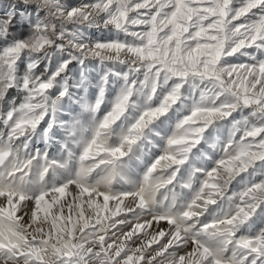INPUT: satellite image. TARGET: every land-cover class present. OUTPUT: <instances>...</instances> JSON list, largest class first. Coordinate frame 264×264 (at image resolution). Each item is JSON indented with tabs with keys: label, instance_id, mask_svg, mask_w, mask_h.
<instances>
[{
	"label": "snow or ice",
	"instance_id": "6c2138e0",
	"mask_svg": "<svg viewBox=\"0 0 264 264\" xmlns=\"http://www.w3.org/2000/svg\"><path fill=\"white\" fill-rule=\"evenodd\" d=\"M78 4L96 8L110 29L130 37V42L102 37L99 47L138 60L133 69L157 86L169 78L180 88L179 82L200 77L214 79L223 88L226 75L235 106L252 115L264 113V0H69L73 9ZM36 12V5L24 0L0 9V61L10 71L24 67L27 40L32 38L25 31L28 23L18 21L32 13L29 22L38 27V17L32 18ZM32 39L43 45L42 37ZM221 65L223 75L215 71ZM48 87L46 80L37 85L38 90ZM14 92L10 86L9 98ZM128 99L124 94L116 109L122 110ZM212 115L209 110L206 119ZM258 119L251 127L247 119L235 122L240 147L219 161L225 167L240 162L250 173L247 186L230 197L235 212L222 220L206 216L181 231L162 227L174 223L171 216L142 220L150 194L144 188L117 189L111 175L96 178L94 168L103 160L54 181L53 162L41 171L40 185L34 188L32 159L17 157L14 164L0 167V264H167L169 259L175 264H264V230L257 223L264 219L258 215L264 212V202L255 203L264 192V116ZM25 125L43 127L32 118L18 121V127ZM119 152L115 149L112 155ZM96 155L90 147L81 159ZM241 217L255 225L246 234L231 228ZM146 232L152 235L144 239ZM216 238L223 242L216 243ZM176 253H182L178 259Z\"/></svg>",
	"mask_w": 264,
	"mask_h": 264
},
{
	"label": "clouds",
	"instance_id": "9594fccd",
	"mask_svg": "<svg viewBox=\"0 0 264 264\" xmlns=\"http://www.w3.org/2000/svg\"><path fill=\"white\" fill-rule=\"evenodd\" d=\"M19 2L0 0V9ZM24 3L36 5L32 18L38 17V27L29 22L32 13L22 15L18 23H28L25 31L44 42L27 40L22 69L17 65L10 71L0 61V167L14 164L17 157L21 161L31 158L32 183L38 188L41 171L53 162L57 165L52 169L54 181L103 160L94 168L96 178L111 175L117 189L135 192L144 188L150 195L141 219L171 216L174 223L162 225L170 232L197 224L206 216L222 220L232 215L236 202L230 197L247 186L250 173L240 162L225 167L219 161L235 155L240 147L235 141V122L247 119L250 127L255 126L264 113L252 115L243 106L236 107L226 75L223 88L214 79L200 77L179 82L180 88L169 78L157 86L145 73L133 69L138 60L99 47L102 37L129 42L130 37L110 29L92 6L78 4L73 9L69 0ZM73 11L75 15H70ZM222 67L215 69L220 75ZM45 80L50 87L38 90L37 85ZM130 81L138 83L133 86ZM10 86L15 88L11 98ZM124 94L129 99L117 110ZM169 94L175 99L167 100ZM209 110L213 115L206 119ZM152 112L155 115H149ZM30 118L43 127L17 126L18 121ZM90 147L96 157L82 160ZM115 149L120 152L113 156ZM260 202H264V192L257 195L255 203ZM189 212L191 216L186 215ZM258 215L264 217V212ZM257 223L264 230V219ZM254 227L243 217L231 226L245 234ZM150 235L146 232L144 239ZM215 242L223 241L216 238ZM181 254L176 253V259Z\"/></svg>",
	"mask_w": 264,
	"mask_h": 264
}]
</instances>
